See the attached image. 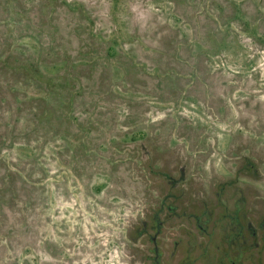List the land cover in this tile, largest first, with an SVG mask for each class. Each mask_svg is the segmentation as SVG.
Masks as SVG:
<instances>
[{
    "label": "rangeland",
    "instance_id": "374dc122",
    "mask_svg": "<svg viewBox=\"0 0 264 264\" xmlns=\"http://www.w3.org/2000/svg\"><path fill=\"white\" fill-rule=\"evenodd\" d=\"M0 264H264V0H0Z\"/></svg>",
    "mask_w": 264,
    "mask_h": 264
}]
</instances>
